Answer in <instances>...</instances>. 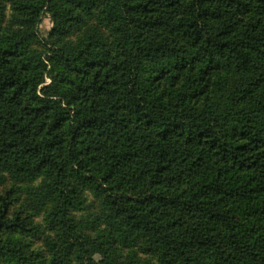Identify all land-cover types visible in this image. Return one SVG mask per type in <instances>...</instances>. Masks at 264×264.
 <instances>
[{"label": "trees", "instance_id": "obj_1", "mask_svg": "<svg viewBox=\"0 0 264 264\" xmlns=\"http://www.w3.org/2000/svg\"><path fill=\"white\" fill-rule=\"evenodd\" d=\"M5 180L0 264H264V0H0Z\"/></svg>", "mask_w": 264, "mask_h": 264}, {"label": "rangeland", "instance_id": "obj_2", "mask_svg": "<svg viewBox=\"0 0 264 264\" xmlns=\"http://www.w3.org/2000/svg\"><path fill=\"white\" fill-rule=\"evenodd\" d=\"M8 14L9 12H7L6 20L8 18ZM51 27H52V20H51L50 14L45 11L42 14V19L39 24L40 36L45 38L48 32L50 31ZM50 82H51V79L49 75H46L44 84H48ZM11 185H13V183L9 180H5L4 182L0 183V192L5 187L11 186ZM23 185H25V183H21V182L16 183V186L20 188L19 189L18 187H16L20 195L16 198L13 208L16 209L18 207H22L26 214L31 213L32 215H29V218L33 221L34 225L37 226V230L34 234L31 233L29 235H24L23 242H25L29 246V248L33 250H39L43 252L45 255H47L46 254L47 252L43 244V240L45 237L54 234V232L48 227V225L46 224L44 220V210L34 211V214H33L32 210L27 207L26 194L23 193L21 189ZM89 201L91 203L90 209L87 210L86 212L79 213L78 217H85L86 219H91L93 217V214L94 212H96L97 207H96L95 202H93V198L91 196H89ZM89 226H90L89 229H85V231L90 233V235L95 234V231H94L95 229H92L93 227H91L92 226L91 224ZM135 251L137 255L141 256L142 258L145 257V254H142L138 249H136ZM127 253H128V248H123L124 257L128 255ZM95 257L98 258L99 254H97Z\"/></svg>", "mask_w": 264, "mask_h": 264}]
</instances>
